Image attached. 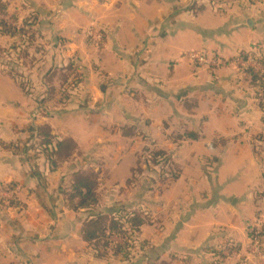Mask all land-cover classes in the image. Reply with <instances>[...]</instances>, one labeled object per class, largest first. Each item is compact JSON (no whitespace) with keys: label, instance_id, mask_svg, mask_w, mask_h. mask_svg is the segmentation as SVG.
I'll return each mask as SVG.
<instances>
[{"label":"crops","instance_id":"1","mask_svg":"<svg viewBox=\"0 0 264 264\" xmlns=\"http://www.w3.org/2000/svg\"><path fill=\"white\" fill-rule=\"evenodd\" d=\"M41 1L58 16L46 29L65 48L55 63L77 73L40 119L0 73V183L13 188L0 202V264H113L82 239L87 214L67 206L65 190L84 167L106 178L102 210L137 201L147 212L144 194L123 198L147 151L178 168L153 193L171 214L164 228L142 226L141 254L121 264H264V236L251 250V230L259 220L264 229V113L245 72L258 68L236 63L264 46V0L227 12L209 0ZM44 124L82 152L56 171L38 154Z\"/></svg>","mask_w":264,"mask_h":264},{"label":"rangeland","instance_id":"2","mask_svg":"<svg viewBox=\"0 0 264 264\" xmlns=\"http://www.w3.org/2000/svg\"><path fill=\"white\" fill-rule=\"evenodd\" d=\"M2 1L4 4H6L7 10L6 12L0 11V21H4L8 25L15 28L17 30V34L15 37H3L0 34V50L4 51H0V73L15 81V83L21 87V89H23V91L29 97L37 102L39 109L34 112V117H39L40 119V117L45 116L46 114L49 115L51 113L46 102L52 101L56 98L58 100H62L66 97L63 90H65L67 84L70 86L74 84L75 81L73 76L77 73V65L76 67L74 66V69L70 67L72 64L70 62H62L61 64L55 63V57L61 52V50H64L65 48L61 47L60 42H57L55 35H47V27H49V25L51 27L53 24L52 22H57L58 18L56 14L54 16H47L44 14L45 9L47 8V3L42 4L41 0ZM44 1L47 2V0ZM209 1L214 2V6L222 12H227L233 6H239V4L246 6L252 3L253 5V0ZM56 2L57 0H51L49 3L51 5H56ZM21 31H25V33L21 34ZM86 34L87 38H91L92 40L94 37L97 38V35H94L96 33H94L92 30H89ZM14 46L16 49L13 50L12 48ZM263 50L264 46L260 48V51L257 54H264ZM238 58H242V56ZM237 59L236 63L239 64ZM254 62L253 65L258 68L257 71L264 76V66ZM11 74L16 76V80L10 76ZM42 100L43 104L41 103ZM258 102L259 104L263 103L264 105V101H260L259 98ZM40 106L43 107L41 108ZM160 152L161 151H147L143 154V157H139L135 173L131 179V184H134L135 186L129 188L132 191H128L123 197L127 198L128 196L133 195V199L131 200L132 202L133 200L137 199V194H139L140 198L141 194H144V196H146V205H144V207L147 212H145L143 208H139L140 203L137 204V201H134L133 204L124 203L123 206H125L124 208L129 209L130 211L138 210L139 212L143 213L148 221L147 224H155L158 229L160 226L163 228L165 227V217L170 216L171 212L169 207L164 208L163 206H160L161 202H159V197L154 200L153 193H155V190H163L167 188L173 179L178 177V168H176L173 164H170V160H166V157L158 156ZM98 176L99 194L106 196L107 187H104L103 182H101L102 180H106V178L102 179L99 173ZM0 187L4 189V195H0V202H2L4 205H8L9 201H11L8 198L11 197L10 195L12 194V190L8 186H5L1 183ZM131 205L132 207H128ZM123 206L117 208H122ZM256 229H260V237L262 242L264 234L262 236L261 234L264 232V229L261 225V220L257 222V224L254 226V229L251 230V233L254 234ZM139 232H136V234L133 235V238L128 240L126 237L122 238L116 235L111 237V240L116 243H127L126 250L131 252L130 256H132L131 259H133V261H136L139 254H141L139 253L141 249ZM252 237L253 236L251 235V238ZM89 246L91 249H93L91 245ZM251 250L253 251L252 247ZM123 255L124 253L117 257H110L113 258L112 260H114L112 261L113 264H121V260H123L125 256ZM99 260H103V262L105 261V259ZM127 261H130V259ZM127 261L124 260V262Z\"/></svg>","mask_w":264,"mask_h":264},{"label":"trees","instance_id":"3","mask_svg":"<svg viewBox=\"0 0 264 264\" xmlns=\"http://www.w3.org/2000/svg\"><path fill=\"white\" fill-rule=\"evenodd\" d=\"M6 8V4L0 0V11L6 12ZM0 29V34L3 37H15L17 34V30L4 21H0ZM24 33L25 31H21V34ZM12 49L14 50L16 47L14 46ZM0 51L4 52L3 50ZM241 56L264 66V54H242ZM245 72L250 77L252 87L258 89L257 97L260 101H264V76L251 67L247 68ZM10 76L16 80L15 75L11 74ZM41 103L43 104V100ZM260 106L264 110L263 103H260ZM192 109L193 107L188 108L189 111ZM124 134L126 136L132 135V129L125 128ZM37 148L38 154L44 155L51 169L55 171L82 153L78 143L73 138L57 140L52 135V128L48 124L38 127ZM158 156H164L168 160L164 152H160ZM98 177L96 172L84 167L71 173L70 188L65 190L67 206L76 212L80 210L86 212L87 218L83 222L81 236L86 243L92 246L94 256L97 259L117 257L124 253L123 260L127 261L132 257L130 256L131 252L126 250L127 243H116L111 240V237L116 235L122 238L126 237L127 240L131 239L148 221L144 214L138 210L130 211L124 207L102 210V198L98 191ZM9 188L13 190L12 187ZM144 245V243H140L141 247Z\"/></svg>","mask_w":264,"mask_h":264},{"label":"built area","instance_id":"4","mask_svg":"<svg viewBox=\"0 0 264 264\" xmlns=\"http://www.w3.org/2000/svg\"><path fill=\"white\" fill-rule=\"evenodd\" d=\"M193 59L197 60L199 63H206V59H205V56L204 55H198V54H194L193 56ZM237 62L239 63V65L241 67H246L248 64H251L253 66V60L251 59H244L243 57L242 58H238L237 59ZM255 63V62H254ZM212 65L213 66H217L218 67V64L215 63V62H212ZM3 194L4 195V189L0 187V195ZM260 229H256L254 234H253V237H252V249L258 253L260 248H261V237H260Z\"/></svg>","mask_w":264,"mask_h":264}]
</instances>
